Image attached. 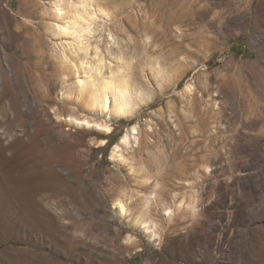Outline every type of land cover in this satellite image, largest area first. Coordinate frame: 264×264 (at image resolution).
Returning <instances> with one entry per match:
<instances>
[{
    "label": "rangeland",
    "instance_id": "374dc122",
    "mask_svg": "<svg viewBox=\"0 0 264 264\" xmlns=\"http://www.w3.org/2000/svg\"><path fill=\"white\" fill-rule=\"evenodd\" d=\"M47 2L0 0V264H264V0H97L140 93L109 117L62 95Z\"/></svg>",
    "mask_w": 264,
    "mask_h": 264
},
{
    "label": "bare ground",
    "instance_id": "6f19581e",
    "mask_svg": "<svg viewBox=\"0 0 264 264\" xmlns=\"http://www.w3.org/2000/svg\"><path fill=\"white\" fill-rule=\"evenodd\" d=\"M96 1L48 0L47 2L50 8V13L47 11L48 18L50 19L47 27L51 31L52 37L58 40L57 55L59 58V64L64 70L73 74L72 86L67 87V92L62 95L71 103H78L81 106L84 105V107L86 106L93 111L107 114L108 117L110 114L126 116L131 114L138 104L137 101L140 93L138 88L130 83V76L126 72V69L130 66L123 54L119 51L118 54H112V48L109 46L106 51L108 57H106L107 54H103L99 43L92 42V38L97 31V26L104 27V23L109 20V12L107 14L106 9L104 11L100 6L101 4ZM102 18H105V21ZM110 39L111 41L113 40L112 38ZM111 44L113 45L114 42L112 41ZM68 76L69 73H66L65 77L68 78ZM1 79L2 78L0 77V80ZM18 86L23 88L21 92L27 107L34 109L40 104V101L36 97V93H32L27 88L25 81H21ZM67 120L72 124H76V126H90V122L85 118L78 119L74 116H70ZM105 127L108 128V126ZM132 130L134 141H140L139 137L136 135V127H132ZM131 137L130 133H125L124 136L121 137L119 144L113 146L111 153L112 157L118 159L123 158L120 153V150L122 149L121 146H128ZM11 199L18 200V193L16 192L11 195ZM23 201L25 202V200ZM125 206L126 205L122 200H117L116 207L119 214H125ZM140 224H142L143 228L149 232L150 225L147 221H140ZM150 232L154 237L156 236L153 230Z\"/></svg>",
    "mask_w": 264,
    "mask_h": 264
}]
</instances>
